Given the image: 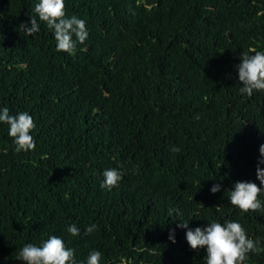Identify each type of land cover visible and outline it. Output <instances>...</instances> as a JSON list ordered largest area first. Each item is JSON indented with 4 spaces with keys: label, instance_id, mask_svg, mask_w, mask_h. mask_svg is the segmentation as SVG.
I'll return each mask as SVG.
<instances>
[{
    "label": "trees",
    "instance_id": "obj_1",
    "mask_svg": "<svg viewBox=\"0 0 264 264\" xmlns=\"http://www.w3.org/2000/svg\"><path fill=\"white\" fill-rule=\"evenodd\" d=\"M37 3L0 0V109L29 113L36 144L17 152L0 122V264L53 235L76 264L93 250L100 264H206L180 221L238 222L264 248V211L229 200L238 181L264 188V91L241 94L236 67L264 51V0H65L89 33L73 54L44 22L25 35ZM112 168L122 179L108 191Z\"/></svg>",
    "mask_w": 264,
    "mask_h": 264
},
{
    "label": "clouds",
    "instance_id": "obj_2",
    "mask_svg": "<svg viewBox=\"0 0 264 264\" xmlns=\"http://www.w3.org/2000/svg\"><path fill=\"white\" fill-rule=\"evenodd\" d=\"M35 14L31 16V25L21 24L26 36H34L40 30V22H44L47 28L54 33L56 40V50L73 54L77 41L83 44L89 33L86 30L84 20L75 15L70 18L66 16L65 0H39L35 5ZM38 17V19H37ZM73 36L77 39L73 40ZM242 52L241 62L236 66L239 73L241 94H247L249 97L255 91H264V51L250 50ZM199 115L195 119H199ZM0 122L9 125V136L14 138L16 151L27 152L36 147L34 138L30 132L35 128L33 117L27 112H21L17 115H10L9 109L4 107L0 109ZM173 153L179 152V147H171ZM260 158L257 164V179L261 185H264V145L259 149ZM104 182L101 187L111 191L117 187L122 179V173L115 168L108 169L104 173ZM220 184H215L211 188L213 194L219 192ZM264 192V188L257 186L253 182L238 181L233 185L230 191L229 200L233 206L238 207L243 213L252 211H264V205L258 199V196ZM175 211V210H173ZM180 228L188 229L186 239L193 250L205 248L207 256L206 264H244L248 253L260 254L264 248L259 246L260 240L248 238L244 228L238 222L231 220L224 224L219 222H210L206 228L196 227L194 230L189 228V223L182 222L177 225ZM96 229L93 224L86 228V234H92ZM67 231L78 236L79 229L75 225H70ZM174 233V230H173ZM173 242L174 236L169 237ZM73 249L65 247L64 241L56 236H51L43 242L42 247L31 243L19 250L16 259L23 261L24 264H76ZM101 253L93 250L87 259V264H100Z\"/></svg>",
    "mask_w": 264,
    "mask_h": 264
}]
</instances>
